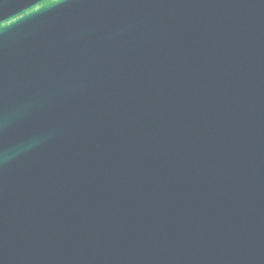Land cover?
Returning a JSON list of instances; mask_svg holds the SVG:
<instances>
[{
	"label": "water",
	"instance_id": "1",
	"mask_svg": "<svg viewBox=\"0 0 264 264\" xmlns=\"http://www.w3.org/2000/svg\"><path fill=\"white\" fill-rule=\"evenodd\" d=\"M0 264H264V0H0Z\"/></svg>",
	"mask_w": 264,
	"mask_h": 264
}]
</instances>
